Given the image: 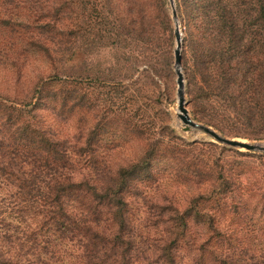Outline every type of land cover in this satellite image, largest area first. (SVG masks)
<instances>
[{
	"label": "rangeland",
	"instance_id": "rangeland-1",
	"mask_svg": "<svg viewBox=\"0 0 264 264\" xmlns=\"http://www.w3.org/2000/svg\"><path fill=\"white\" fill-rule=\"evenodd\" d=\"M19 1L0 0V143L7 144L4 150L0 147V164H11L12 171L8 179L0 170V244L2 236L11 237L2 244L0 264H29L33 258L27 249L30 243L21 250L17 241L24 240L23 233L26 237L30 233V220L15 196L18 173L11 145L17 140L11 136L22 126L31 129L36 124L43 131L58 127L70 143L67 147L74 152V163L66 175L76 180L88 173L79 167L87 160L85 143L96 126L100 134L93 144L99 146L98 160L106 167L105 173L100 170L101 177L108 171L113 175L120 168L140 165L136 171L140 175L129 178L125 199L142 249L152 240L162 249L166 239L180 231L178 217L190 200L198 192L208 195L218 186L219 175L231 170L241 179L236 184L244 191V203L236 211L230 204L239 198L228 191L220 195L228 203L225 208H215L218 195L205 204L201 200V211L186 218L188 227L175 256L178 264H195L191 255L200 242L208 240L212 247L206 249L213 254L198 264H264V153L224 146L193 128L184 131L186 126L178 116L175 26L169 0H46L50 15L60 2L67 4L59 18L48 19H36L34 14L26 17L28 7ZM181 4L173 0L182 37L181 72L190 118L215 121L225 132L208 127L225 138L264 142L244 138L249 130L232 121L224 112L228 104L213 94L191 102L192 95L195 99L203 92L204 74L192 57L193 27ZM45 12L41 11L43 17ZM49 22L52 26L48 29ZM64 49L66 53L60 56ZM60 70L70 74L67 81L76 85L83 97L81 107L65 112L63 123L53 121L45 94L35 110L29 106L36 101L37 84ZM178 139L197 145L181 147ZM151 151L148 164L143 165ZM239 152L249 155L242 157ZM198 181L203 183L201 188ZM8 250L7 258L2 257ZM221 252L228 260L218 257Z\"/></svg>",
	"mask_w": 264,
	"mask_h": 264
},
{
	"label": "trees",
	"instance_id": "trees-1",
	"mask_svg": "<svg viewBox=\"0 0 264 264\" xmlns=\"http://www.w3.org/2000/svg\"><path fill=\"white\" fill-rule=\"evenodd\" d=\"M19 2L28 7L26 17L34 14L36 19L59 18L67 5L60 2L52 8L50 15L46 11V0ZM180 3L186 20L193 27L192 57L204 74L203 92L198 96L196 94L195 99L192 95L191 102L209 99L213 94L228 104L224 112L232 121H239L249 130L244 138L264 140V0H180ZM41 11H46L44 17ZM50 26L51 22L46 24L48 29ZM247 36L249 39H246ZM65 50L60 56L66 53ZM69 78L70 74L60 70L47 81L38 83L34 90L36 101L29 103L32 110L41 103L45 94L51 102L53 121L63 123L65 112L81 107L83 100L76 85L67 81ZM69 103L71 106L68 108ZM197 122L225 132L211 119L198 117ZM36 125L31 129L29 125L22 126L23 129H18L11 136L17 140L11 145L15 147L11 154L18 173L15 175L18 181L14 179L17 186L15 196L21 205L30 208L26 211L20 208L29 215L30 224L27 227L30 233L27 237L23 233V241L17 239L21 250L30 243L27 249L33 258L29 264H178L180 262L174 250L187 230L186 218L201 211V200L205 204L218 195L215 208H225L228 203L220 195L228 191L234 198H239V201L235 199V204H230L234 209L244 203L241 199L244 191L236 184L241 179L233 176L231 170L221 173L217 189L213 187L208 195L198 192L188 207L182 210L178 217L181 226L177 229L180 231L174 232L169 241L167 238L162 249L156 240L148 241L149 245L142 249L134 235L130 204L125 199L129 178L140 175L136 172L140 165L120 168L113 175L108 171L105 177H101L106 167L99 163V146L93 144V139L100 134L96 126L89 131V141L85 143L84 151L89 154L86 155L87 160L79 167L80 171L84 168L88 173L76 180L72 175H66L69 165L74 163L71 158L74 152L67 147L70 143L63 139L58 127H47L43 131ZM178 141L181 147L197 145ZM6 145L0 143L3 150ZM152 152L144 157L143 165L148 164ZM238 155L244 157L249 154L239 152ZM10 165L0 164V170L6 173L8 179L12 175ZM198 182L197 187L201 188L203 183ZM21 216L23 222L25 218ZM2 239L0 251L2 244L6 245L11 237L4 235ZM211 247L208 240L200 242L195 249L198 252L191 255L194 257L192 261L195 259V264L205 261L207 254H213L207 250ZM8 253L9 250L3 251L1 256L7 258ZM220 256L228 260L224 252ZM221 264L226 263L223 261Z\"/></svg>",
	"mask_w": 264,
	"mask_h": 264
},
{
	"label": "water",
	"instance_id": "water-1",
	"mask_svg": "<svg viewBox=\"0 0 264 264\" xmlns=\"http://www.w3.org/2000/svg\"><path fill=\"white\" fill-rule=\"evenodd\" d=\"M171 9H172V19L174 22V37L176 46L174 49V70L176 74V84H177V96H178V110H179V119L182 121V123L186 126L184 128V131L189 130L190 128H193L195 130H198L214 141H216L219 144H222L224 146L234 148V149H242L246 152L251 153H264V142L262 143H249V142H243L235 139H229L221 136L214 130H212L210 127L203 125L201 123L193 121L189 114L187 109L185 108V101H184V84H183V75L181 72V49H182V37L178 26L177 21V15L176 11L174 9L173 0H169Z\"/></svg>",
	"mask_w": 264,
	"mask_h": 264
}]
</instances>
